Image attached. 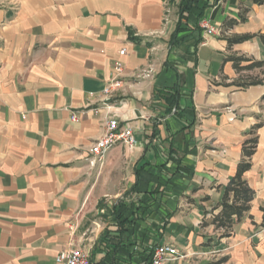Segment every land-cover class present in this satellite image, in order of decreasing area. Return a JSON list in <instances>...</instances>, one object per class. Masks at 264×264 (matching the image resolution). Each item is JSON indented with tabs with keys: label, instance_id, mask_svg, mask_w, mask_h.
<instances>
[{
	"label": "crops",
	"instance_id": "1",
	"mask_svg": "<svg viewBox=\"0 0 264 264\" xmlns=\"http://www.w3.org/2000/svg\"><path fill=\"white\" fill-rule=\"evenodd\" d=\"M184 1L0 0V264H57L73 247L90 264H145L159 245L182 256L165 264H264V85L228 86L225 62L264 60L260 38L226 40L264 35V5ZM118 61L124 87L106 97ZM108 115L136 145L100 159ZM259 124L252 218L222 238L211 212Z\"/></svg>",
	"mask_w": 264,
	"mask_h": 264
},
{
	"label": "trees",
	"instance_id": "2",
	"mask_svg": "<svg viewBox=\"0 0 264 264\" xmlns=\"http://www.w3.org/2000/svg\"><path fill=\"white\" fill-rule=\"evenodd\" d=\"M249 1L257 5H264V0ZM184 4L188 9L193 6L191 0H185ZM248 13L249 9H241L239 21L233 19L227 20L223 27L229 30L239 24L245 23ZM202 20H200V23ZM255 37L260 38L264 44V35L233 36L228 37L226 40L229 47H232L235 44L252 40ZM225 62H231L237 74H239V78L228 86L247 89L252 86L264 85V60L259 61L246 55L231 54L226 58ZM260 127L261 124L255 126L249 133L251 137L243 144V159L238 165L236 175L230 179L228 185L225 187L222 202L211 212L212 220L209 224L214 226L215 230L223 232L222 238L232 236L237 225L247 217L252 218L250 215L251 204L255 199L256 192L249 186L245 179V174L252 167V157L258 145L257 130ZM154 249L155 247L152 248L145 264H151ZM226 261L227 259L224 258L217 264H223Z\"/></svg>",
	"mask_w": 264,
	"mask_h": 264
},
{
	"label": "built area",
	"instance_id": "3",
	"mask_svg": "<svg viewBox=\"0 0 264 264\" xmlns=\"http://www.w3.org/2000/svg\"><path fill=\"white\" fill-rule=\"evenodd\" d=\"M200 28L204 33H206V35L214 36L217 34V30L206 20L201 21ZM125 53V50L121 51L122 56H124ZM114 71L116 73V77L106 86L104 90L106 97H110L113 93L124 87L122 76L125 68L123 63L120 61L116 62L114 64ZM105 109L108 110L109 107L106 106ZM90 112L95 115H100L102 109H92ZM79 118L80 117L77 115L73 116L74 121H78ZM105 119V133L100 139L93 143L91 147V154L93 156L104 159L112 148L120 144L127 145L130 148H133L136 145L134 132L130 127H121L119 121L110 115L106 116ZM181 257V253L176 247L172 245H159L154 249L151 264H165L170 260ZM56 262L57 264H90V257L89 254L83 251L82 248L73 247L70 250L60 253L56 258Z\"/></svg>",
	"mask_w": 264,
	"mask_h": 264
}]
</instances>
